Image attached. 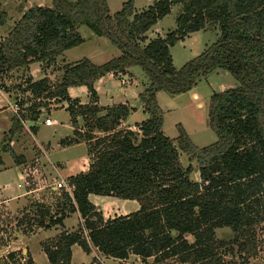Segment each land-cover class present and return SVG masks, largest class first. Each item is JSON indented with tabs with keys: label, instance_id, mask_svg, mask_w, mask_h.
<instances>
[{
	"label": "trees",
	"instance_id": "obj_1",
	"mask_svg": "<svg viewBox=\"0 0 264 264\" xmlns=\"http://www.w3.org/2000/svg\"><path fill=\"white\" fill-rule=\"evenodd\" d=\"M175 6L180 7L175 30L142 46L146 33ZM0 26H5L3 19ZM78 26L107 39L120 56L102 65L87 59L65 64L56 86L47 77H28L15 86L31 100L19 102L20 120L11 119L6 139L19 133L20 121L37 122L49 103H66L72 137L60 143H85L91 162L86 172L67 179L70 195L62 191L54 211L31 203L22 218H14L16 231L26 236L60 229L55 239L40 244L48 264H70L73 246L119 261L137 257L143 264H228L225 257L230 256L246 264L254 259V232L264 225V0H160L140 13L128 0L113 16L105 0H52L51 8L33 6L22 13L0 40V82L32 64L49 69L84 43ZM206 30L218 32L216 42L175 69L170 49ZM136 65L148 77L138 95L147 119L132 131L120 126L133 110L122 104L100 107L94 84L109 74L124 76ZM219 70L231 74L237 86L209 98L207 120L217 141L196 148L179 127L174 144L162 133L156 95L186 94ZM79 87L87 90L85 105L68 96V89ZM1 151L17 160L7 145ZM178 151L190 162L185 169ZM193 172L197 181L190 178ZM89 195L136 201L140 209L104 221ZM75 213L81 224L67 232L63 221ZM221 229L230 230L232 239L217 240ZM0 264L35 263L28 252H11Z\"/></svg>",
	"mask_w": 264,
	"mask_h": 264
},
{
	"label": "rangeland",
	"instance_id": "obj_2",
	"mask_svg": "<svg viewBox=\"0 0 264 264\" xmlns=\"http://www.w3.org/2000/svg\"><path fill=\"white\" fill-rule=\"evenodd\" d=\"M107 9L110 16L118 13L121 10L122 4L126 3L128 0H105ZM160 0H133V7L135 12L140 13L146 10L152 4ZM33 6L38 7H52V0H0V19H3L5 26H0V40L6 36V33L14 26V24L20 19L22 13L27 11ZM180 12V7L175 6L171 9L168 16L159 21L154 25L145 35L146 41L142 46H145L148 41H151L157 37L164 38L168 33L172 32L176 28L175 20ZM77 32L84 40V43L78 47L72 48L65 52V55L57 58L56 62L47 70H43L39 64H32L28 69H19L14 71L0 82V89L6 88L8 91L5 92L3 89L0 90L3 94L11 95L8 100H4L7 96H2L0 93V140L3 139V132L7 130L11 124L10 113L6 107L8 102H14L17 100H31V97H26L25 95L19 94L15 90V86L23 84V81L30 77L33 81H38L42 78L47 77L53 86L58 85L61 80L63 73V66L65 64H73L83 59H92L96 65H102L109 62L112 59L118 58L120 56L119 50L107 39L95 36L87 27L78 26ZM186 37V40L178 42L175 46L170 49V54L173 60V66L175 69L181 68L185 63L191 61L196 56L200 55L206 48L214 44L218 38V32L216 30H206L200 31L198 33L192 34ZM126 75L131 79L132 85L128 86L126 99L131 106L137 107L140 105L138 100H133V93L138 90H144L148 85V77L146 73L140 66H132L126 69ZM121 75L113 76L116 80H106L104 82V95L102 97V105H111L112 103H119L123 98V94L120 93L122 85L120 83ZM119 82H118V81ZM237 86V82L227 71L219 70L209 74L205 78L197 83V85L192 89V92L186 94L169 96L163 92L156 95L157 106L162 112V133L166 138L171 140L176 144L177 137L179 135L178 128L181 127L187 134L190 142L196 148H204L214 144L217 141L215 132L209 127L207 120V107L208 101L212 94L220 93L225 90L233 89ZM124 87V86H123ZM76 95L82 97L78 91H75ZM195 93L198 99H193L192 94ZM89 102V100H88ZM58 103H49L48 110L43 111L42 118H48L50 120H55L57 125L46 127L43 123L44 119L36 122L35 126L38 128L37 142L39 144L44 142L45 144L50 143L51 150L47 155L41 156V164L44 166L46 175H42V178L47 176L49 181L55 183L60 180L59 174L63 177L66 172L61 170H55L54 168H59L58 164L64 163L66 161L73 162L79 161V159H84L87 157V151L84 144L72 147L65 152L59 151L57 147V141L61 137H65L70 134V122L68 113L65 110H61L62 105H57ZM8 108V107H7ZM60 110V111H58ZM11 111V110H10ZM51 111L58 113L46 114V112ZM50 115V116H49ZM14 117V116H13ZM80 122V121H79ZM81 122L79 123L80 126ZM136 130V127H135ZM5 136V142H8ZM24 139V136L19 137V140ZM19 142V141H17ZM26 140H23L22 144H26ZM0 145V147L2 146ZM21 146V143L19 145ZM25 146V145H24ZM2 149V148H1ZM27 149V148H26ZM31 149V148H30ZM32 152V151H31ZM3 153V152H2ZM179 162L182 168H187L190 165L188 158L180 151ZM1 158L4 162V166L10 169L5 177L0 178V185L11 184V190H15V186L18 181V172L14 170L13 158L9 153L1 154ZM30 160V159H29ZM33 167L37 166L33 160ZM91 162V160H90ZM13 167H12V165ZM16 168V167H15ZM31 168V167H30ZM194 169L196 168L193 167ZM59 174H58V173ZM191 180H198V173L193 172L190 175ZM41 200L46 202L45 204L40 203L52 211H54L55 205L61 201L63 192L57 190L55 192L45 189L41 193ZM111 199V198H110ZM33 200H28L26 203L20 206H14V204H0V258L5 257L7 254L13 252L18 255L25 256L28 251V245H31L30 252L34 256L38 254L41 247L38 241H41L44 237H51L55 234L53 230L47 232L46 236H39L38 238H30L29 235H24L23 238L19 232L16 231L14 218H22L25 215L24 209H29ZM122 202L120 199L109 200L108 203L113 208L115 205ZM16 205V204H15ZM105 212L104 206H101ZM109 209V208H108ZM111 211V210H110ZM9 223L8 225H5ZM77 219L72 217L67 220L66 224L68 227L75 225ZM1 227L4 230H1ZM254 247H255V258L249 259L246 264H264V225L260 229L255 230ZM217 240L229 241L232 239L233 235L228 229L217 230L215 233ZM187 241L193 243V238L188 236ZM49 241V240H48ZM32 242V244H31ZM47 242V241H46ZM50 243V242H48ZM40 245V247H39ZM77 254V253H76ZM75 254V255H76ZM80 255H83L81 252ZM36 258V264H46V260ZM81 258H75L74 262L79 263ZM126 264H140L139 261L130 256L127 259ZM225 261L228 264H243L237 256L225 257ZM105 264H118L114 262L105 261ZM164 264H174L173 260H169Z\"/></svg>",
	"mask_w": 264,
	"mask_h": 264
},
{
	"label": "crops",
	"instance_id": "obj_3",
	"mask_svg": "<svg viewBox=\"0 0 264 264\" xmlns=\"http://www.w3.org/2000/svg\"><path fill=\"white\" fill-rule=\"evenodd\" d=\"M186 40H189V39H186ZM64 55H65V53H63V56ZM87 60H89L92 64L96 65L92 59H87ZM108 79L109 80H116V78H114L113 75L109 74V75L102 77L101 79H99L94 84V89H95V92H96L97 98H98V105L100 107H111L114 105L122 104V105L127 106L128 108H131L133 111L129 114L127 119L121 124L120 128L135 131V126L137 124H140L141 122L145 121L147 119V116L143 113L142 105L140 102H139L140 105H138L137 107H134V106H131L130 103L128 102V100L126 99V97H127L126 93H127L128 86L132 85L131 79H129V77L127 75L120 76V79H121L120 83L122 85V89L120 90V93L123 94V98L121 99V102H119V103H112L111 105L105 106V105H102L101 100H102V97L104 95V93H103V91H104L103 86H105L104 82ZM75 91H78L82 97H79L78 95H76ZM142 91L143 90H141V91L138 90L137 92H134L133 93V100H135V101L138 100V95ZM190 92H192V91H190ZM67 93H68V96L70 99H72V100L76 99L82 105H85L88 103V94H87V90L84 87L70 88V89H68ZM4 96H7L4 98V100H8L7 98L11 97V95H7V94ZM192 96H193L192 97L193 99H198L197 94L193 93ZM10 100H11V98H10ZM57 105H62L61 110L66 111V107H67L66 103H59ZM6 109L11 113V111L7 107H6ZM58 111H60V110H58ZM58 111H55V112L48 111V112H46V114L50 113V115H51L54 113H58ZM42 114H44V113L42 112ZM42 114H41V117L39 120L44 119V121H45V119H47V118H44V117L42 118ZM10 118L11 119L13 118L12 113L10 114ZM44 121H43V123H44ZM69 122H70V119H69ZM35 124H36V122L35 123L24 122L22 124V128L19 131V133H16L10 139V141H8L6 143L4 142L2 144V142L5 141V136L7 135L9 129L11 128V124L9 125L7 130L3 132L4 137L2 140H0V145L2 144V146L0 147V178L5 177V175L9 171L12 170V169H10L11 167L8 168V166L5 167L3 165L4 162L1 158V154H4V152L2 153L1 148H3L5 145H7L9 147V149H11L12 152L14 153V155L17 157L16 161L13 159V165L16 168L13 167L12 164L11 165L14 168V170H16L18 172V174H17L18 181H17V184L15 186V190H13V191L11 190V187H10L11 184L6 183V184L0 185V204H7V205L14 204L15 207L16 206L18 207V206L26 203L28 200H33V201H36L37 203L45 204L46 202H43L41 200L42 191L47 189V188L51 192L57 191V190H54V186L56 185V183L58 181L55 183H52V181L48 180L47 176L42 178V175H44V174L46 175V171L44 170V166L41 164V161H40L41 156L40 155L46 156L47 153H49V151L51 150V146H50V143L45 144L44 142H41L39 144V142H37L36 138H37V134H38V128H36ZM44 125L46 127H51V126L57 125V122L55 125H46L45 123H44ZM72 130H73L72 127H70V129H69L70 134L65 136V137H61L57 141V143H58L57 147L59 148V151L65 152L66 150H68L72 147H75V146H79L80 144L85 145V143H78V144H72V145H61L60 142L62 140H65L67 138L72 137ZM21 136H24V139L22 138V140H19V137H21ZM23 140H26L27 143L22 144ZM17 141H19V142H17ZM20 143H21L22 147L19 146ZM85 147H86V145H85ZM86 151H87V147H86ZM32 160L35 163H37L36 167L35 166L33 167V163L31 162ZM89 164H90V157L87 154V157L84 159L82 158V159H79V161H73V162L66 161L64 163L58 164L59 168H54V169L55 170L56 169L61 170L62 172H66L64 179H62L63 177L58 172L57 173L59 174L60 180H66L67 181V179L70 177H73V176L78 175L80 173L86 172L88 170ZM114 199H117V198H114V197H98V196H94V195L88 196L89 202L99 212H101L104 221H106L108 219L120 217V216H126L129 214L135 213L140 209L138 202L128 201V200H121L122 202H120V204H117V205H115V207L111 208L112 206L110 204H113V203H108V201L114 200ZM101 206H104L105 212L103 211ZM72 217L76 218L77 222L75 223V225L68 227L66 222H67V220H69ZM80 224H81V220H80V217L77 213L70 215L67 219H65L63 221V227L67 232H74L75 230H77V228ZM51 230H53L55 232V234L51 237H44L41 241H38V244L45 243L48 240L52 241L53 239H55V237L60 232V229L58 227H54V228H51L49 230L38 229L34 233L30 234V238H28V239L31 240V238L35 239V238H38L39 236H46L47 232H49ZM22 238H23V236H22ZM31 244H32V242H31ZM27 247H28V251H29L28 253L30 254L31 259L35 264H36V258L37 257L42 260L41 256L44 257L43 259H45L46 264H48L47 258L45 256V254L43 253V251L41 250L40 245H39L40 249H39L38 254H36L34 256L30 252L31 245H28ZM80 252L83 255H80L79 254ZM94 256H100L103 264L106 263L105 261L114 262V263H118V264H126L128 262V260L119 261V260H115V259H111V258H105V257L101 256L100 254H98L95 250H91L90 254H85L78 246H73L71 248V263L70 264H91L94 260ZM76 257L81 258L80 260H82V261L79 263H75L74 260ZM134 259H136L140 263V260L137 257H134ZM140 264H143V263L141 262ZM146 264H152L151 260H148L146 262Z\"/></svg>",
	"mask_w": 264,
	"mask_h": 264
},
{
	"label": "built area",
	"instance_id": "obj_4",
	"mask_svg": "<svg viewBox=\"0 0 264 264\" xmlns=\"http://www.w3.org/2000/svg\"><path fill=\"white\" fill-rule=\"evenodd\" d=\"M0 87H1V85H0ZM3 89H0V90L3 91ZM0 93H2V92L0 91ZM4 95L5 94H3L2 96H4ZM19 102H20V100H17V101H14V102H8L7 103V107H8L9 110H11L13 116L20 120L19 116H20V113H21V109L19 107ZM20 122H21V124H23L22 121H20ZM44 123L46 125H55L56 121L55 120H50V119L47 118V119H45ZM54 190L64 191V192H66V193H68L70 195V189L68 187V184H67L66 180H59L56 183V185L54 186ZM94 262H95L94 264H103L102 261H101L100 256H94Z\"/></svg>",
	"mask_w": 264,
	"mask_h": 264
},
{
	"label": "water",
	"instance_id": "obj_5",
	"mask_svg": "<svg viewBox=\"0 0 264 264\" xmlns=\"http://www.w3.org/2000/svg\"><path fill=\"white\" fill-rule=\"evenodd\" d=\"M193 167H195V165H193ZM172 235H174V233H172Z\"/></svg>",
	"mask_w": 264,
	"mask_h": 264
}]
</instances>
